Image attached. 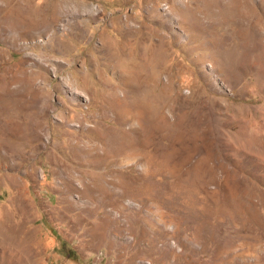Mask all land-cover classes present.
<instances>
[{
    "label": "rangeland",
    "instance_id": "374dc122",
    "mask_svg": "<svg viewBox=\"0 0 264 264\" xmlns=\"http://www.w3.org/2000/svg\"><path fill=\"white\" fill-rule=\"evenodd\" d=\"M262 69L264 0H0V264H264Z\"/></svg>",
    "mask_w": 264,
    "mask_h": 264
},
{
    "label": "bare ground",
    "instance_id": "6f19581e",
    "mask_svg": "<svg viewBox=\"0 0 264 264\" xmlns=\"http://www.w3.org/2000/svg\"><path fill=\"white\" fill-rule=\"evenodd\" d=\"M262 73L264 74V69H262ZM2 89V88H1ZM100 154V153H99Z\"/></svg>",
    "mask_w": 264,
    "mask_h": 264
}]
</instances>
